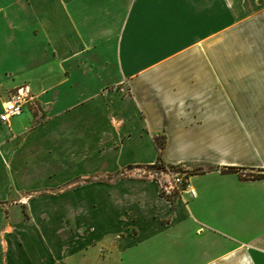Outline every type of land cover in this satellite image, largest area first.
Wrapping results in <instances>:
<instances>
[{"label": "crops", "instance_id": "1", "mask_svg": "<svg viewBox=\"0 0 264 264\" xmlns=\"http://www.w3.org/2000/svg\"><path fill=\"white\" fill-rule=\"evenodd\" d=\"M18 86L0 264H264V0H0ZM152 163L194 196L123 174Z\"/></svg>", "mask_w": 264, "mask_h": 264}, {"label": "built area", "instance_id": "2", "mask_svg": "<svg viewBox=\"0 0 264 264\" xmlns=\"http://www.w3.org/2000/svg\"><path fill=\"white\" fill-rule=\"evenodd\" d=\"M30 98L25 86H18L8 92L1 105L0 122L5 123L10 117L19 115L23 104ZM123 174L152 182L161 196H173L181 191H186L191 197L194 196L187 183L190 172L182 166L152 163L127 168Z\"/></svg>", "mask_w": 264, "mask_h": 264}, {"label": "rangeland", "instance_id": "3", "mask_svg": "<svg viewBox=\"0 0 264 264\" xmlns=\"http://www.w3.org/2000/svg\"><path fill=\"white\" fill-rule=\"evenodd\" d=\"M120 90H122V89H120ZM157 143H160L159 140L157 141ZM168 198L171 199L172 196H169ZM18 201H19V199L15 198V196L13 194H9V196H7L5 201H0V212H1L2 217L6 218L11 213L15 214V212H16L17 218L23 216L24 210L22 208L20 209L19 212H18V210L14 211V209L17 208Z\"/></svg>", "mask_w": 264, "mask_h": 264}, {"label": "trees", "instance_id": "4", "mask_svg": "<svg viewBox=\"0 0 264 264\" xmlns=\"http://www.w3.org/2000/svg\"><path fill=\"white\" fill-rule=\"evenodd\" d=\"M258 177H261V175H260V176H258Z\"/></svg>", "mask_w": 264, "mask_h": 264}]
</instances>
